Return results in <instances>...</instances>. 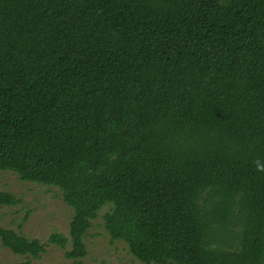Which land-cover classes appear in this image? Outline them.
<instances>
[{
	"label": "trees",
	"instance_id": "16d2710c",
	"mask_svg": "<svg viewBox=\"0 0 264 264\" xmlns=\"http://www.w3.org/2000/svg\"><path fill=\"white\" fill-rule=\"evenodd\" d=\"M0 172L59 189L75 264L105 208L143 264H264V0H0Z\"/></svg>",
	"mask_w": 264,
	"mask_h": 264
},
{
	"label": "rangeland",
	"instance_id": "374dc122",
	"mask_svg": "<svg viewBox=\"0 0 264 264\" xmlns=\"http://www.w3.org/2000/svg\"><path fill=\"white\" fill-rule=\"evenodd\" d=\"M0 191L20 200L16 206L0 208V226L12 229L28 240H38L46 252L39 258L15 255L0 243V264L29 261L32 264H75L65 257L64 250L49 243L53 235L68 237L72 210L64 203L56 187L24 182L12 172H0ZM91 221L84 243L87 254L80 264H143L120 240H112L103 227L102 216ZM69 247V246H68Z\"/></svg>",
	"mask_w": 264,
	"mask_h": 264
}]
</instances>
